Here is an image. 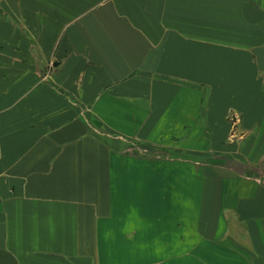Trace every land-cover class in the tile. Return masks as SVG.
I'll return each instance as SVG.
<instances>
[{
  "label": "crops",
  "instance_id": "obj_1",
  "mask_svg": "<svg viewBox=\"0 0 264 264\" xmlns=\"http://www.w3.org/2000/svg\"><path fill=\"white\" fill-rule=\"evenodd\" d=\"M0 264H264V0H0Z\"/></svg>",
  "mask_w": 264,
  "mask_h": 264
}]
</instances>
